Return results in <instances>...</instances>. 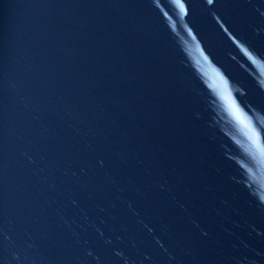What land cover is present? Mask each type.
Returning a JSON list of instances; mask_svg holds the SVG:
<instances>
[{
  "label": "water",
  "instance_id": "1",
  "mask_svg": "<svg viewBox=\"0 0 264 264\" xmlns=\"http://www.w3.org/2000/svg\"><path fill=\"white\" fill-rule=\"evenodd\" d=\"M0 264H264V0H0Z\"/></svg>",
  "mask_w": 264,
  "mask_h": 264
}]
</instances>
